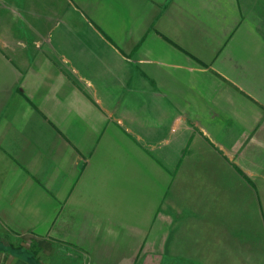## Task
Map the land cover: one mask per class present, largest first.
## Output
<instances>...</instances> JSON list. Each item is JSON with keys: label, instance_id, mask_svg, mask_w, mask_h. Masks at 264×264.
<instances>
[{"label": "crops", "instance_id": "obj_1", "mask_svg": "<svg viewBox=\"0 0 264 264\" xmlns=\"http://www.w3.org/2000/svg\"><path fill=\"white\" fill-rule=\"evenodd\" d=\"M0 264H264V0H0Z\"/></svg>", "mask_w": 264, "mask_h": 264}]
</instances>
